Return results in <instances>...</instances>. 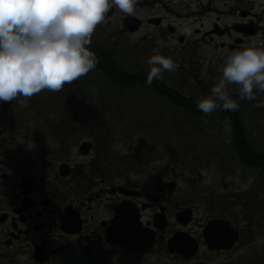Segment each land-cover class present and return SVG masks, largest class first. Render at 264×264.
I'll return each mask as SVG.
<instances>
[{
    "label": "flooded vegetation",
    "instance_id": "flooded-vegetation-1",
    "mask_svg": "<svg viewBox=\"0 0 264 264\" xmlns=\"http://www.w3.org/2000/svg\"><path fill=\"white\" fill-rule=\"evenodd\" d=\"M255 3L138 0L133 15L114 6L97 25L93 33L112 51L160 48L188 75L179 105L154 93L161 83L177 88L143 79V90L180 109L188 124L186 140L169 142L153 162L141 140L142 150L115 158L103 139L81 135L80 122L78 131L41 124L51 112L30 99L0 109V264H264V92L240 99L232 84L236 111L196 106L229 51L264 47V9ZM21 114L35 121L23 126ZM217 119L220 132L206 125ZM232 179L248 185L241 190Z\"/></svg>",
    "mask_w": 264,
    "mask_h": 264
},
{
    "label": "clouds",
    "instance_id": "clouds-1",
    "mask_svg": "<svg viewBox=\"0 0 264 264\" xmlns=\"http://www.w3.org/2000/svg\"><path fill=\"white\" fill-rule=\"evenodd\" d=\"M138 0H0V101L31 97L44 89L59 91L65 83L96 67V54L88 45L98 24L114 6L133 15ZM190 34V28L181 29ZM163 46L164 40H158ZM145 83L151 85L176 62L151 55ZM222 74L210 95L196 102L205 114L220 108L236 111L240 105L229 86L238 85L240 99L264 92V47L250 46L227 53Z\"/></svg>",
    "mask_w": 264,
    "mask_h": 264
},
{
    "label": "rangeland",
    "instance_id": "rangeland-1",
    "mask_svg": "<svg viewBox=\"0 0 264 264\" xmlns=\"http://www.w3.org/2000/svg\"><path fill=\"white\" fill-rule=\"evenodd\" d=\"M263 2V0H256L254 9L258 13H262L264 9ZM95 46L102 50L107 49L106 52L112 56L113 61L120 65L118 67L128 74L148 73L150 70V66L147 64L148 58L154 54H161L160 48L152 49V52L112 51L105 45V39L93 33L91 44L88 47L93 50ZM108 50L111 51L108 52ZM96 57L98 58V56ZM175 62L177 68L172 72L164 71L160 79L166 81L167 85L177 88L183 95L188 75L186 71L179 69V61L175 60ZM152 95L154 94L146 93L135 87L115 86L105 75L92 69L73 82L65 83L59 91L44 89L31 97L18 96L14 100V105L17 109L25 108L26 99H30L34 104V109L50 111L51 113L43 115L46 118L39 119L43 125L46 122L50 125H55L58 122L60 126L74 127L78 131L77 125L80 122V125L83 126L81 135L89 137L92 133V136L95 134L97 138L99 137L98 139H103V142L110 144L107 148L116 153L113 156L115 158L125 150L133 148L136 151L142 150L141 144L138 143L141 140L144 143L143 152L145 157L149 158L148 163H150L157 160L156 157L164 154L163 148L169 142L185 141L184 128L188 125L180 109L171 106L161 97L156 99L158 97ZM5 103L4 108L0 107V109H7L11 105L10 102ZM10 111L11 109L6 115L14 116L15 112L10 114ZM76 111L77 113L73 114ZM9 116L5 118L2 125L5 121L10 120ZM20 117H24L22 119L23 126L33 124L35 121L33 118L25 117V114H21ZM217 120V123L209 121L206 125L216 126V132L218 130L220 132L221 123H219V119ZM14 122L17 125V120ZM177 129H179L177 132L174 131ZM67 130L70 129L66 128ZM221 131L225 133L228 129ZM216 132L213 136H217ZM218 138L220 141L223 139L222 137ZM215 141L217 142V139ZM215 141L211 143V146L217 148L218 143ZM148 169L147 166L144 167L143 172H147ZM232 183L241 190L248 185L240 183L236 179H232ZM261 187L264 188V183L261 184ZM262 234L264 235V228Z\"/></svg>",
    "mask_w": 264,
    "mask_h": 264
},
{
    "label": "trees",
    "instance_id": "trees-1",
    "mask_svg": "<svg viewBox=\"0 0 264 264\" xmlns=\"http://www.w3.org/2000/svg\"><path fill=\"white\" fill-rule=\"evenodd\" d=\"M101 48H94L92 51L95 52L96 56H98L96 68H98L100 71L104 73V75L111 81V83L115 86L119 87H135L139 88L142 91H145V84L143 82V79H146V76L141 74H128L125 73L121 68L118 67L117 63L113 61L112 56H110L106 50L105 52L100 51ZM144 85V86H143ZM167 87V86H166ZM164 87V85L161 83L159 84L157 88V91L155 94H160L162 96H172L173 99H175L176 103L183 104V98L182 94L179 93V91L174 92L169 87ZM175 94V95H174Z\"/></svg>",
    "mask_w": 264,
    "mask_h": 264
}]
</instances>
